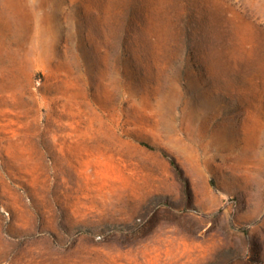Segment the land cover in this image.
<instances>
[{
	"label": "rangeland",
	"instance_id": "rangeland-1",
	"mask_svg": "<svg viewBox=\"0 0 264 264\" xmlns=\"http://www.w3.org/2000/svg\"><path fill=\"white\" fill-rule=\"evenodd\" d=\"M0 264H264V0H0Z\"/></svg>",
	"mask_w": 264,
	"mask_h": 264
}]
</instances>
